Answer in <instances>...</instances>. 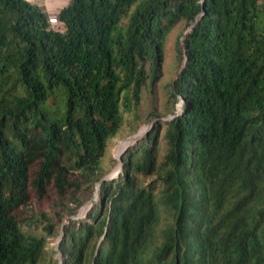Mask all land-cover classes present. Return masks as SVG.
<instances>
[{
  "label": "trees",
  "instance_id": "16d2710c",
  "mask_svg": "<svg viewBox=\"0 0 264 264\" xmlns=\"http://www.w3.org/2000/svg\"><path fill=\"white\" fill-rule=\"evenodd\" d=\"M61 3L0 0V264H264V0ZM179 24L181 111L103 180Z\"/></svg>",
  "mask_w": 264,
  "mask_h": 264
},
{
  "label": "rangeland",
  "instance_id": "374dc122",
  "mask_svg": "<svg viewBox=\"0 0 264 264\" xmlns=\"http://www.w3.org/2000/svg\"><path fill=\"white\" fill-rule=\"evenodd\" d=\"M61 5V0H50V2L46 6H43L47 9L48 15H54L56 14L55 6L59 8L61 7ZM186 32L187 30H185V26L183 24H179L174 28L172 33L168 36V40L165 46L164 60L160 67V75L156 81L155 89L152 91H145L142 96V101L137 107V109L131 113L124 114V124L122 130L120 133H118L116 139L109 143L108 151L106 152L102 160V168L105 172V176H109L113 173H118L122 171H119V164L116 160L117 156L120 154H118L117 152L118 146L122 141L137 136L135 134H137L138 132L142 133L130 146H128V148L125 150L126 152L130 147L141 143L140 138L144 135L149 134V132L153 129V125L155 123L164 122L168 119L173 118L175 113H180L181 104L180 102L175 105L172 104V100L168 95V84L171 83L172 80L176 77L179 68V62L175 51L176 42L181 36V34ZM151 108H155L156 110V114L154 115L155 119L148 117V112L151 110ZM165 148L166 142L163 139V125L161 123L159 125V133L156 137L154 145L157 158H160L164 154ZM143 179L145 182L149 181L148 178ZM95 197L97 200V192L95 193L93 200H95ZM93 200L86 202L81 207L86 208L84 214L79 213L78 211L77 215L73 218H84L86 212L91 206L90 203ZM57 240H59V238H57L56 240H49L47 245V258L50 257L51 251H55ZM58 264H60V260L58 261Z\"/></svg>",
  "mask_w": 264,
  "mask_h": 264
},
{
  "label": "bare ground",
  "instance_id": "6f19581e",
  "mask_svg": "<svg viewBox=\"0 0 264 264\" xmlns=\"http://www.w3.org/2000/svg\"><path fill=\"white\" fill-rule=\"evenodd\" d=\"M142 131V130H141ZM140 134H142V133H137L136 135L137 136H134V137H132V138H129V139H127V140H125V141H122L120 144H119V146H118V150H117V152H118V156H117V159H118V157L121 155V154H123L124 152H125V150L128 148V146H130L138 137H139V135ZM119 164V163H118ZM120 167V164L118 165V168ZM118 170V169H117ZM116 170V171H117ZM115 171V172H116ZM86 208L84 207V208H82V210H81V213H83L84 214V212L86 211L85 210Z\"/></svg>",
  "mask_w": 264,
  "mask_h": 264
},
{
  "label": "water",
  "instance_id": "95a60500",
  "mask_svg": "<svg viewBox=\"0 0 264 264\" xmlns=\"http://www.w3.org/2000/svg\"><path fill=\"white\" fill-rule=\"evenodd\" d=\"M136 135V134H135ZM118 163L120 164V167H119V171L120 170H122V168H123V164H122V154L118 157ZM121 172V171H120ZM120 172H118V173H113V174H111V175H106L104 178H103V180H113L114 178H116V177H118V175L120 174ZM99 188V184L97 185V189ZM95 200H96V197L94 198ZM81 210H82V208L79 210V213H81ZM62 234V233H61ZM60 234V235H61ZM60 240V239H59ZM59 240H57V244H56V247L58 246V242H59Z\"/></svg>",
  "mask_w": 264,
  "mask_h": 264
},
{
  "label": "built area",
  "instance_id": "2783aa9c",
  "mask_svg": "<svg viewBox=\"0 0 264 264\" xmlns=\"http://www.w3.org/2000/svg\"><path fill=\"white\" fill-rule=\"evenodd\" d=\"M30 2H33V0H28ZM40 2H38L39 4L41 3L42 5L46 6L50 0H39ZM49 20H50V23L52 24L53 27L57 28V23H56V20H55V14L54 15H49Z\"/></svg>",
  "mask_w": 264,
  "mask_h": 264
},
{
  "label": "crops",
  "instance_id": "0c3cea01",
  "mask_svg": "<svg viewBox=\"0 0 264 264\" xmlns=\"http://www.w3.org/2000/svg\"><path fill=\"white\" fill-rule=\"evenodd\" d=\"M33 2H34V3H38V2H40V1H39V0H38V1H37V0H33Z\"/></svg>",
  "mask_w": 264,
  "mask_h": 264
}]
</instances>
